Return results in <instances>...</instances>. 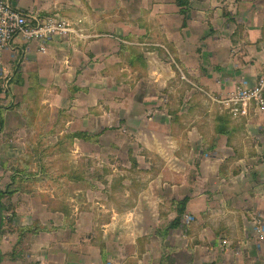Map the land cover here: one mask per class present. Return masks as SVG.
<instances>
[{
    "label": "crops",
    "instance_id": "1",
    "mask_svg": "<svg viewBox=\"0 0 264 264\" xmlns=\"http://www.w3.org/2000/svg\"><path fill=\"white\" fill-rule=\"evenodd\" d=\"M188 2L11 0L51 33L17 36L0 52V264H159L167 240L192 264H264V109L232 113L243 83L254 87L264 73V0ZM117 41L147 79L144 118L127 123L157 164L137 167L149 176L135 186L114 181V208L96 203L94 213L85 184L28 191L26 171L7 168L3 141L11 129L40 125L48 111L50 124L60 123L64 110H75L71 88L96 93ZM13 103L28 115L15 123L4 118ZM64 120L67 129L74 124ZM168 192L188 203L166 234L178 217L172 203L166 209Z\"/></svg>",
    "mask_w": 264,
    "mask_h": 264
},
{
    "label": "rangeland",
    "instance_id": "2",
    "mask_svg": "<svg viewBox=\"0 0 264 264\" xmlns=\"http://www.w3.org/2000/svg\"><path fill=\"white\" fill-rule=\"evenodd\" d=\"M123 45L118 44V41L114 42L112 69L109 57L103 60L107 68L103 71L102 78H97L100 82L96 93H90V90L78 93L77 87L70 89V106L75 105V110H64V115L58 120L60 123L50 124L48 111V114L44 113L47 116L40 125H22L19 129L9 131V138L6 137L3 141L7 146L5 150L10 153L6 166L8 165L9 170L22 167L26 171L27 174L22 175L21 181L28 185H25L28 191H37V187L40 190L57 187L62 181L71 185L82 183L86 185V210L94 213L96 203L114 208V181L121 183L128 177L135 186L134 182L140 183L137 177L149 176L136 168L157 164V159L148 158V152L143 150L141 140L136 138L139 134L136 133L135 136L127 123L129 119L138 123L143 120L146 111L142 104L149 89L145 75L137 71L138 64L134 67L130 62L127 63L128 55L133 52ZM76 93L78 102L83 103V108L86 109L83 112H80L78 102H74ZM132 102L128 114L127 106ZM4 110L9 112L4 116L5 121L6 116L7 120L14 123L22 115L28 116L20 105L14 103ZM28 111L29 114L32 113L31 109ZM68 117L76 121L73 120L74 124L67 129L62 124V119ZM83 121L86 124L83 125ZM76 131H86L93 138L88 141L75 138L73 135ZM3 142L1 144L4 145ZM2 160L1 165L5 163ZM127 167H133L136 171L127 173ZM30 169L33 172H27ZM29 185L35 187L30 190ZM167 195L172 198L171 192ZM179 201L180 199L177 201L173 198L167 200L166 209L170 210V203L176 208ZM167 225L169 232L168 222ZM186 229L187 226L185 234ZM167 243L168 254L162 255L159 264H192L190 254L172 253L171 240H167Z\"/></svg>",
    "mask_w": 264,
    "mask_h": 264
},
{
    "label": "built area",
    "instance_id": "3",
    "mask_svg": "<svg viewBox=\"0 0 264 264\" xmlns=\"http://www.w3.org/2000/svg\"><path fill=\"white\" fill-rule=\"evenodd\" d=\"M47 25L39 18L30 22L29 16L15 8L11 0H0V52L8 49L17 36L27 40L46 38L51 33ZM243 84L232 99V113L236 117H246L252 107L264 109V73L254 87Z\"/></svg>",
    "mask_w": 264,
    "mask_h": 264
},
{
    "label": "trees",
    "instance_id": "4",
    "mask_svg": "<svg viewBox=\"0 0 264 264\" xmlns=\"http://www.w3.org/2000/svg\"><path fill=\"white\" fill-rule=\"evenodd\" d=\"M188 0H177V4L181 7L183 6H187L188 5ZM78 90V89H76ZM2 118V115L0 114V119ZM218 133L220 134H224L225 133V130L223 128H218ZM73 137L75 138H80L82 140H85V141H88V140H91L93 138V136H90L87 132H77L73 135ZM16 181V179H15ZM19 187L16 188V189H11L10 193H15L16 191H19ZM187 203H188V198H185L179 202H177L176 204V209H177V213H178V217L170 224V227L169 229H173L175 227H178L180 226L181 224V217L185 214L186 212V206H187ZM167 230H166V234H167Z\"/></svg>",
    "mask_w": 264,
    "mask_h": 264
},
{
    "label": "water",
    "instance_id": "5",
    "mask_svg": "<svg viewBox=\"0 0 264 264\" xmlns=\"http://www.w3.org/2000/svg\"><path fill=\"white\" fill-rule=\"evenodd\" d=\"M0 229H1V222H0Z\"/></svg>",
    "mask_w": 264,
    "mask_h": 264
}]
</instances>
